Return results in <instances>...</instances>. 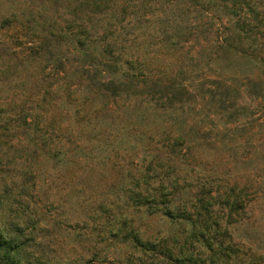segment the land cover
I'll return each instance as SVG.
<instances>
[{
  "label": "rangeland",
  "instance_id": "1",
  "mask_svg": "<svg viewBox=\"0 0 264 264\" xmlns=\"http://www.w3.org/2000/svg\"><path fill=\"white\" fill-rule=\"evenodd\" d=\"M84 27L138 56L158 102L90 79L66 51ZM178 137L160 159L183 198L242 195L204 237L134 200ZM0 259L264 264V0H0Z\"/></svg>",
  "mask_w": 264,
  "mask_h": 264
},
{
  "label": "trees",
  "instance_id": "2",
  "mask_svg": "<svg viewBox=\"0 0 264 264\" xmlns=\"http://www.w3.org/2000/svg\"><path fill=\"white\" fill-rule=\"evenodd\" d=\"M67 37L69 38L66 40L68 46L66 51L79 58L81 67H87V70L84 71L92 81L98 80L102 70H105L106 73H109V76H105L110 77V79L108 82L102 83L108 90H113L115 95L117 92H122L121 94L127 97L146 94V96L152 97L158 102V99H160L158 96L159 90L163 88L159 86L160 80L155 83L150 82L149 77L151 74L143 68L137 67L140 62L138 56H128L125 48L121 47L117 41L107 42L106 40L103 41L104 44L96 43L86 27L82 32ZM145 85L147 88H144ZM169 87L172 88L171 85ZM178 139H172V142L166 144L163 143L158 151V157L156 156L148 163L142 177L145 187L143 186L144 189L139 190L140 192H136L134 200L138 201L140 205H146L148 208L160 209L171 218L182 217L185 221L194 222L200 231L198 235L204 237V232L211 227L209 222H211L210 217L213 210H215V206L227 204L230 209H234L240 205L242 195L240 191L233 188L228 196H223L218 192L217 195H209L208 199L201 200L200 195L196 197L194 192L189 191V198H183L179 188L180 177H170L166 165L160 159L161 155H166L168 158H173V160L180 158L176 150L177 142L179 144L183 139L185 141V137H178ZM159 172H163L160 179L158 177ZM152 179L157 181V185L154 187L150 183V181H153ZM214 222L216 226H220L217 218ZM135 241L138 246H142L145 250H156L154 244L143 243L139 238H135ZM1 262L0 259V264H2Z\"/></svg>",
  "mask_w": 264,
  "mask_h": 264
}]
</instances>
